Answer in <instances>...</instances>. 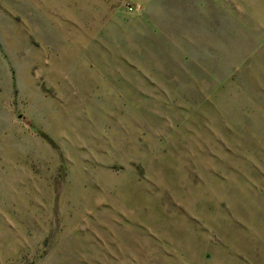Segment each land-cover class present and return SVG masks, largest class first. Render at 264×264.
Listing matches in <instances>:
<instances>
[{"label": "rangeland", "instance_id": "374dc122", "mask_svg": "<svg viewBox=\"0 0 264 264\" xmlns=\"http://www.w3.org/2000/svg\"><path fill=\"white\" fill-rule=\"evenodd\" d=\"M0 264H264V0H0Z\"/></svg>", "mask_w": 264, "mask_h": 264}, {"label": "built area", "instance_id": "2783aa9c", "mask_svg": "<svg viewBox=\"0 0 264 264\" xmlns=\"http://www.w3.org/2000/svg\"><path fill=\"white\" fill-rule=\"evenodd\" d=\"M129 10H130V11L133 10V7H132V6H129Z\"/></svg>", "mask_w": 264, "mask_h": 264}]
</instances>
